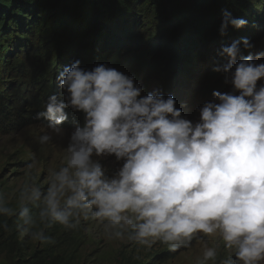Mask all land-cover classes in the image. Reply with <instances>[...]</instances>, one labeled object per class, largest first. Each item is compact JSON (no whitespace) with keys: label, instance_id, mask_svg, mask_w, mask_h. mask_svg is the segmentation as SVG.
<instances>
[{"label":"clouds","instance_id":"clouds-1","mask_svg":"<svg viewBox=\"0 0 264 264\" xmlns=\"http://www.w3.org/2000/svg\"><path fill=\"white\" fill-rule=\"evenodd\" d=\"M247 20L223 12L220 34ZM247 38L224 46V74L232 91L213 90L195 122L182 115L176 100L159 90L142 95L135 76L105 64L91 70L76 60L56 75L61 90L50 95L36 118L46 121L41 145L64 136L66 109L82 113L71 132L66 163L52 173L45 189L32 182L21 188L18 212L0 194V216H17L18 229L41 244L51 237L37 224L75 229L98 221L106 238L172 252L203 236H217L232 251L223 264L264 262V63L241 51ZM264 58V51L255 59ZM121 162L109 175L102 158ZM38 211L33 214L32 209ZM7 228V225H0ZM217 244L206 247L199 264L218 258Z\"/></svg>","mask_w":264,"mask_h":264},{"label":"rangeland","instance_id":"rangeland-1","mask_svg":"<svg viewBox=\"0 0 264 264\" xmlns=\"http://www.w3.org/2000/svg\"><path fill=\"white\" fill-rule=\"evenodd\" d=\"M32 1L38 6L31 18H11L0 25V194L17 212L25 183L46 190L52 173L64 166L68 138L83 121L82 113L66 109L65 135L39 143L49 130L36 116L50 95L60 94L55 78L63 67L80 60L88 70L105 64L134 75L142 95L159 90L165 98L173 96L182 115L195 122L198 109L213 100V90L232 91L224 74L213 71L227 62L222 47L247 38L254 47L246 50L241 43L242 54L251 52L255 63H264V58L255 59L264 51V0H71L69 8L52 0ZM225 10L247 25H229L221 35ZM131 53L144 58L132 63ZM101 163L111 175L122 161L107 157ZM32 211L35 215L38 210ZM5 218L16 230L19 250L8 253L0 247V264H14L34 251H47L68 264H199L204 249L217 244L216 264L235 259L217 236L201 234L190 247L172 252L159 242L145 247L127 239L110 240L98 221L82 219L75 229L37 224V230L51 237L50 243L41 244L21 233L17 216Z\"/></svg>","mask_w":264,"mask_h":264},{"label":"trees","instance_id":"trees-1","mask_svg":"<svg viewBox=\"0 0 264 264\" xmlns=\"http://www.w3.org/2000/svg\"><path fill=\"white\" fill-rule=\"evenodd\" d=\"M53 3H56L57 7H66L69 8L71 6V0H52ZM78 4L82 2V0H76ZM196 0H191V3H195ZM212 1V0H211ZM215 3L217 0H214ZM85 2V0H84ZM210 2V0H209ZM208 3V0L205 1ZM37 3H33L32 0H0V25H6L11 21V18H21V22L27 21V19L31 18V16L37 10ZM32 10V12H30ZM30 12V13H29ZM168 42L166 41V45L162 46L163 49H167ZM165 47V48H164ZM149 52V51H148ZM141 54L135 56L133 53L130 54V61L137 62L143 59L140 58ZM169 56V55H166ZM169 57L163 59L165 62ZM158 61V59H156ZM37 106V105H32ZM7 225V228L0 227V247L1 251L6 252H15L19 250V247L16 245V237H15V229H12L13 226L10 224V221L5 218V216H0V225ZM10 229V230H9ZM14 264H68L62 261L58 256H53L47 251H34L27 258L24 259H16Z\"/></svg>","mask_w":264,"mask_h":264}]
</instances>
